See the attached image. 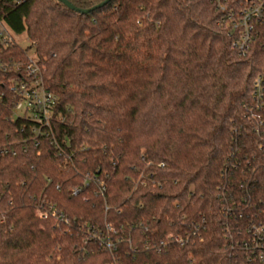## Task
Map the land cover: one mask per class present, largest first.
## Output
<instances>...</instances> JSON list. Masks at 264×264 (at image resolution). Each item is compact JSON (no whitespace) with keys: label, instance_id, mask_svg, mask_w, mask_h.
Segmentation results:
<instances>
[{"label":"trees","instance_id":"16d2710c","mask_svg":"<svg viewBox=\"0 0 264 264\" xmlns=\"http://www.w3.org/2000/svg\"><path fill=\"white\" fill-rule=\"evenodd\" d=\"M222 17L213 0H0V140L31 51L57 99V143L0 156V264H261L244 244L264 230V49L241 54Z\"/></svg>","mask_w":264,"mask_h":264},{"label":"built area","instance_id":"2783aa9c","mask_svg":"<svg viewBox=\"0 0 264 264\" xmlns=\"http://www.w3.org/2000/svg\"><path fill=\"white\" fill-rule=\"evenodd\" d=\"M213 1L223 14L220 24L228 31L234 47L241 54L245 55L255 44H262L264 49V0ZM0 40L5 45L14 42L12 33L1 19ZM12 68L13 75L9 80V91L14 96L11 121L20 120L22 123L17 130L18 137L13 138L8 134L0 140V156L27 153L31 147L39 148L43 139H52L57 143L54 129L57 99L46 86L37 56L31 54L26 62L18 63ZM253 96L258 102L264 101V74L256 77ZM91 181L92 179L88 178L85 185L89 186ZM79 192L81 188L78 187L69 189L70 196ZM98 192L105 196L104 184ZM45 205L38 206L36 213L39 217L54 216L57 222L66 220L65 215L58 212L53 205ZM252 231L253 238L244 245L246 248H252L257 253V259L264 264V230L256 228ZM102 245L104 249L112 250L116 243L109 239L103 240Z\"/></svg>","mask_w":264,"mask_h":264},{"label":"water","instance_id":"95a60500","mask_svg":"<svg viewBox=\"0 0 264 264\" xmlns=\"http://www.w3.org/2000/svg\"><path fill=\"white\" fill-rule=\"evenodd\" d=\"M62 2L64 5H66L69 9L80 12L82 14H88L96 9L102 8L106 6L111 0H103L102 2L90 7V8H79L76 5H74L71 1L69 0H58Z\"/></svg>","mask_w":264,"mask_h":264},{"label":"rangeland","instance_id":"374dc122","mask_svg":"<svg viewBox=\"0 0 264 264\" xmlns=\"http://www.w3.org/2000/svg\"><path fill=\"white\" fill-rule=\"evenodd\" d=\"M19 42L21 43L22 47L26 48L29 45V41L27 39L26 34H21L17 36ZM31 54H33V51H31Z\"/></svg>","mask_w":264,"mask_h":264}]
</instances>
